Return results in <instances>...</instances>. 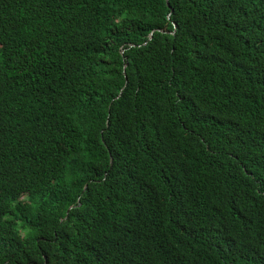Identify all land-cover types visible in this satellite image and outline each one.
I'll return each instance as SVG.
<instances>
[{
    "label": "trees",
    "instance_id": "1",
    "mask_svg": "<svg viewBox=\"0 0 264 264\" xmlns=\"http://www.w3.org/2000/svg\"><path fill=\"white\" fill-rule=\"evenodd\" d=\"M0 264H264V0H0Z\"/></svg>",
    "mask_w": 264,
    "mask_h": 264
},
{
    "label": "water",
    "instance_id": "2",
    "mask_svg": "<svg viewBox=\"0 0 264 264\" xmlns=\"http://www.w3.org/2000/svg\"><path fill=\"white\" fill-rule=\"evenodd\" d=\"M151 36V35H150Z\"/></svg>",
    "mask_w": 264,
    "mask_h": 264
}]
</instances>
